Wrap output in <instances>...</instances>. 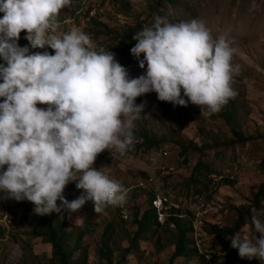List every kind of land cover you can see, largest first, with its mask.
<instances>
[{
  "label": "rangeland",
  "instance_id": "obj_1",
  "mask_svg": "<svg viewBox=\"0 0 264 264\" xmlns=\"http://www.w3.org/2000/svg\"><path fill=\"white\" fill-rule=\"evenodd\" d=\"M157 17L173 23L197 18L214 38L228 37L235 50L232 63L240 66L232 85L238 94L208 116L191 102L184 107L160 101L155 92L137 97L136 103L145 105V114L134 121V148L124 154L106 149L94 164L128 189L126 203L109 205L98 214L88 200L78 211L69 212L65 229L72 235L67 249L74 247L87 227L71 264H109V255L100 251L103 245L114 260L128 248L125 264H167L177 241L175 227H147L131 245L136 213L140 217L148 210L154 193L166 194L171 204L179 205L184 222L192 224L190 238L198 232L202 239L199 255L187 252L174 264H210V257L214 264H226L227 239L217 240L216 233L234 226L240 206H245L247 217L236 234L255 242L259 233L252 216L264 223V197L254 199L264 183V0H72L60 12L58 31L77 28L87 33L94 50L114 52L129 76L136 78L146 73L147 65L140 68L131 54L136 44L132 37L151 27ZM120 39L130 43L118 57ZM142 130L149 134L150 145L139 137ZM77 190L76 182H70L65 198L70 201ZM26 211V200L0 198V227L5 230L0 238V264H54L51 244L41 230L34 233L25 220ZM49 216L55 225L62 220L61 213ZM234 264H264V260L239 256Z\"/></svg>",
  "mask_w": 264,
  "mask_h": 264
},
{
  "label": "clouds",
  "instance_id": "obj_2",
  "mask_svg": "<svg viewBox=\"0 0 264 264\" xmlns=\"http://www.w3.org/2000/svg\"><path fill=\"white\" fill-rule=\"evenodd\" d=\"M71 4L0 0V198L32 202L38 216L76 212L88 200L98 214L126 203L128 189L94 164L106 149L124 154L134 148V121L145 106L137 97L155 92L160 101L191 102L208 116L238 94L232 41L214 38L202 20L157 17L136 32L130 51L147 67L131 78L114 52L92 48L87 33H59L60 12ZM22 31L25 46L18 43ZM46 47L54 54L30 51ZM73 181L83 194L69 201L64 190ZM252 223L255 242L237 234L231 247L241 258L264 260V223L255 215Z\"/></svg>",
  "mask_w": 264,
  "mask_h": 264
},
{
  "label": "trees",
  "instance_id": "obj_3",
  "mask_svg": "<svg viewBox=\"0 0 264 264\" xmlns=\"http://www.w3.org/2000/svg\"><path fill=\"white\" fill-rule=\"evenodd\" d=\"M25 35H26V32L22 31L20 34L19 41H18L20 46H25V45H28V43H29L27 41V39H25L23 37ZM125 40H127V38H125ZM119 42H120V47H119L120 49H119V51H117L118 57L122 56L124 54L122 52V50L125 48L126 44L130 43L129 41H121V39ZM45 50H47L50 54H54V50L51 49L50 47H46V49H31L30 48V51H33V52H35V51L43 52ZM2 62L3 61L0 60V63H2ZM2 99L3 98H0V100H2ZM37 106L38 107H46V105H39V104ZM144 114H145V112H144V110H142L141 116H144ZM235 134L241 138H243V136H244L243 133L236 131V130H235ZM139 137L143 138L144 141L146 142V144L150 145V143L148 141L149 134L146 131L142 130L141 132H139ZM197 169H198V166L195 168V171L192 175L193 178L196 176L195 172H197ZM82 194H83V190L78 189L75 193V196L70 201L78 198ZM155 195H156V193L151 195L149 198L150 207L148 208V210H146L140 217L138 216L139 214L136 213V217H135L134 221L137 225V230L133 236V239L131 240L132 247L134 246L133 244L137 240L138 235L142 231H144L145 228L150 227L152 225L153 226L154 225L160 226V227H163L165 225L168 228L169 227H175L177 230V233H178L177 234V241H176V245H175V250L171 254V258L167 264H174L173 262H174L175 258L183 256L187 252H190V251H194L195 254L199 255L198 249H197L196 245L194 244L195 238H193V236H192V239H191L190 235H189V233L193 229L190 221L184 222L185 220H183L182 217L177 213L176 209H173L170 211V216H168L166 222L159 221L158 216H157V212L152 207V199L154 198ZM263 197H264V183L261 185V187L255 193L254 199H255V201H260L263 199ZM26 204H27V208H28L29 212H27V211L25 212V220L29 223V225L33 229L34 233H38V231L41 230L40 234H42L43 236H45L48 239V242L51 244L52 249H53L52 253H53V258H54V264H71L72 255L75 251H77L80 248L81 241L87 233V227L82 229L80 231V233L78 234V237L75 240L74 247L72 249H67L66 242L68 241V238L70 237V235H72L70 232H68L65 229V227L67 225V215L69 214V211L62 209V211H61L62 220L60 218L61 221L57 225H55V223L53 222V220L51 219L49 214H46L43 216L35 215L33 213V208H34L33 203L26 200ZM178 211H180V210L178 209ZM246 217L247 216L245 213V206L238 207L237 208V218L235 220L234 226L231 229H227V230L219 229L216 233V239L217 240L222 239V238L227 239L225 242V245H224L225 249L227 250L226 264H234V261L239 258L238 249L231 247V238L233 236L237 235L236 234L237 229H239L240 226L245 222ZM107 229L108 228H106V230ZM4 233H5V230L0 227V238H2ZM190 245H192L191 249H190ZM100 251L102 254L109 255V256H107L109 264H125V258L127 255L126 253H128L129 250H128V248H126V250L116 260H114L112 258L111 252L109 251V249L105 245H103L101 247Z\"/></svg>",
  "mask_w": 264,
  "mask_h": 264
},
{
  "label": "built area",
  "instance_id": "obj_4",
  "mask_svg": "<svg viewBox=\"0 0 264 264\" xmlns=\"http://www.w3.org/2000/svg\"><path fill=\"white\" fill-rule=\"evenodd\" d=\"M152 207L156 210L158 220L161 222L167 221V218L170 215L171 210L176 209L177 213H178V209H180L179 205H177L175 203L171 204L169 196L166 194H163V193H157L154 196V198L152 199ZM179 215L182 217L181 214H179ZM194 238H195L194 244L200 250L202 239L200 238L198 232H195ZM207 261L211 264L213 262V258L210 257L209 259H207ZM212 264H214V263H212Z\"/></svg>",
  "mask_w": 264,
  "mask_h": 264
}]
</instances>
